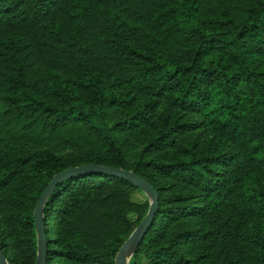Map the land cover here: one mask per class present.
Returning a JSON list of instances; mask_svg holds the SVG:
<instances>
[{"label":"trees","instance_id":"16d2710c","mask_svg":"<svg viewBox=\"0 0 264 264\" xmlns=\"http://www.w3.org/2000/svg\"><path fill=\"white\" fill-rule=\"evenodd\" d=\"M84 167L158 194L129 264H264V0H0L8 264H37V204ZM149 209L129 182L70 174L46 264H116Z\"/></svg>","mask_w":264,"mask_h":264},{"label":"water","instance_id":"95a60500","mask_svg":"<svg viewBox=\"0 0 264 264\" xmlns=\"http://www.w3.org/2000/svg\"><path fill=\"white\" fill-rule=\"evenodd\" d=\"M101 171L110 176L122 179L126 182H129L140 189L149 199L150 201V209L147 217L144 221L138 226L135 232L131 235V237L126 241L123 245L122 249L119 252V255L116 260V264H129L132 256L134 255L136 249L142 243L146 233L150 229L154 217L158 213V194L155 189L146 181L138 177L135 173L127 172L124 170L117 169H109V168H96V167H84L79 170H71L69 172L58 175L53 179V181L49 184L45 192L43 193L41 199L39 200L37 207L35 209L34 218L35 225L37 230V236L39 241V256L37 264H46L47 260V234L45 229L44 222V212L47 200L57 184L69 176L70 174L79 172V171ZM0 264H8L0 244Z\"/></svg>","mask_w":264,"mask_h":264},{"label":"rangeland","instance_id":"374dc122","mask_svg":"<svg viewBox=\"0 0 264 264\" xmlns=\"http://www.w3.org/2000/svg\"><path fill=\"white\" fill-rule=\"evenodd\" d=\"M134 200L136 202H143L145 200V196L144 195H141V194H138L134 197Z\"/></svg>","mask_w":264,"mask_h":264}]
</instances>
